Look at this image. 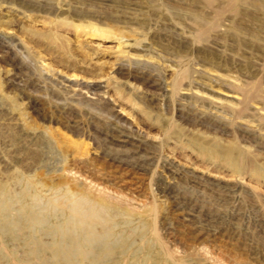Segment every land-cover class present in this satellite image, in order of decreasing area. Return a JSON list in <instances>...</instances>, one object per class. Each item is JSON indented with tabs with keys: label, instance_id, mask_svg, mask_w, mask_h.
I'll list each match as a JSON object with an SVG mask.
<instances>
[{
	"label": "rangeland",
	"instance_id": "1",
	"mask_svg": "<svg viewBox=\"0 0 264 264\" xmlns=\"http://www.w3.org/2000/svg\"><path fill=\"white\" fill-rule=\"evenodd\" d=\"M0 28V264L69 243L68 190L112 207L97 264H264V0H0Z\"/></svg>",
	"mask_w": 264,
	"mask_h": 264
},
{
	"label": "bare ground",
	"instance_id": "2",
	"mask_svg": "<svg viewBox=\"0 0 264 264\" xmlns=\"http://www.w3.org/2000/svg\"><path fill=\"white\" fill-rule=\"evenodd\" d=\"M231 1L235 2L237 0ZM0 98L4 99V96L0 94ZM198 151L202 156H208L215 160L222 161L225 163V165L234 170H240L242 168L241 159L239 157V153L237 152V147L232 144L222 146L216 143L210 146H200L198 148ZM249 162L250 163L248 165L251 169V173L264 178V167L261 165H257L256 163H254V161L252 162L251 160H249ZM74 177L76 176H73V178ZM67 193H72L70 194V198H72L71 202L68 203L70 199H58L53 203V206L68 208L70 212V216H68V218L64 222V225L60 227L54 226L55 232L58 231V233L60 232L68 236L69 243H63L64 245H57L55 243H53L52 245H47L46 243L42 242L41 239L36 238V242L40 246V249L38 253L31 252V256L37 258L41 264H58L55 261L51 262L50 259L44 255V252L50 250V252L55 255L57 252L60 253L61 251L63 255L66 256V258L65 256L64 258L67 259L66 262L68 264L76 263L75 261L73 262L75 254L79 255V257L83 261L88 260L87 264H97V261L100 260V258H102L103 256L113 254L111 244L109 242L103 243L100 248L101 252L98 251L99 253H95L91 251V249H88L90 250L88 251L86 250V248L84 249L83 246H86V244H92L93 241L98 240L102 236H105L108 239L111 238L113 234L111 228V222L113 220V216L111 215L112 207L105 204L104 200H95L85 195L73 193L70 190H68ZM25 197H27L26 191H24L23 193V199H25ZM9 200L10 199L6 197L7 203ZM23 210L26 225L36 226L43 223L44 219L36 213L32 212L28 205H25L23 207ZM22 227L24 228V226ZM98 227L103 232L99 231Z\"/></svg>",
	"mask_w": 264,
	"mask_h": 264
}]
</instances>
